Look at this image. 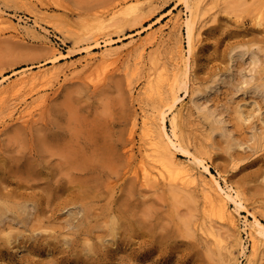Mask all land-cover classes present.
I'll list each match as a JSON object with an SVG mask.
<instances>
[{"label":"rangeland","instance_id":"obj_1","mask_svg":"<svg viewBox=\"0 0 264 264\" xmlns=\"http://www.w3.org/2000/svg\"><path fill=\"white\" fill-rule=\"evenodd\" d=\"M263 3L203 0L189 63L182 0H0L19 28H0V264H246L247 227L264 224ZM178 42L202 113L186 102L175 135L166 118L172 151L196 155L233 198L235 230L207 216L196 188L144 186L135 173L139 122L166 110L164 80L176 76L184 100ZM90 51L106 56L96 87L83 78ZM148 74L164 101L142 92Z\"/></svg>","mask_w":264,"mask_h":264},{"label":"bare ground","instance_id":"obj_2","mask_svg":"<svg viewBox=\"0 0 264 264\" xmlns=\"http://www.w3.org/2000/svg\"><path fill=\"white\" fill-rule=\"evenodd\" d=\"M202 2H203V0H182L183 6L185 7V10L187 13V19H186L187 31H186L185 39H186V43H187V51H188L187 59H188L189 63L191 61V56L193 55V54L191 55V53L193 51V48H195L194 47L195 42H197L196 40L199 39L198 37L200 35V27H202V26H200L202 24V22H200L201 24L199 25V20L201 19V18H199V16H200V12L202 10L200 7H201ZM203 9H205V8H203ZM263 12H262V14H263ZM10 20L11 19L5 18L3 16V10L0 9V28L1 29L2 28L4 29V27H5V29L11 28L12 30L17 31L18 26L15 27V26H9L8 25V24H11ZM261 22H263V21H261ZM172 24H174L173 27L176 28V31L179 33L180 32L179 25L181 24V22H179V18L175 19V21L172 22ZM263 24H264V22H263ZM175 25H176V27H175ZM2 26H4V27H2ZM11 29H10V31H11ZM153 33H155V32H153ZM135 43H136V41H135ZM177 49L179 50L178 52L180 55L179 60H178V66L182 67V69H180L179 75H180V78H182L181 79L182 82L186 85V89L184 90V94H183L184 96L182 97V98H184L185 101L183 99H181L180 102L178 101L181 98L178 95L179 88L181 87V86H178L180 84V82L178 81V84H176L178 86V88L176 86L173 87L174 82L177 81V77L173 76V78L170 80L169 79L164 80V83L167 82L168 85L170 86V89H168L169 94H167V96L165 98L167 100L166 110L162 109L165 106V105H163L160 108L158 107V109L152 111L151 113L146 112V113L142 114L140 122H139L140 123V129H141L140 134H141V137L143 138L144 142L142 141L143 145H142V147L139 148V155L140 156L138 157L139 158L138 160L136 159L137 163H136L135 173L138 175L139 179L141 180L142 184H144V186L148 185L149 187H151V186H157L159 184H167V185L172 184V185H174V187L175 186L178 187L179 190L180 189H187L190 187L196 188L198 190L204 204H205L204 207L206 208L207 216L212 217L214 219V222L216 220L219 223L227 226L228 229L231 228V229L235 230L237 227V221H238L235 213H238L239 206L236 205L233 198L229 197V195L223 190V186L221 185V183L218 180L213 181L211 178H209V176L207 174L208 167L206 165L203 166L204 168L202 170L200 169V167H201L200 165H201L202 161H200V159L196 155L191 156L192 159L190 161L187 160L188 162H185V161L181 162L175 158L176 157V156H174L175 153L172 151L173 144L169 138L170 132L168 133L167 129H166V125H167L166 124V118H169V123H170V129L169 130L171 131V133L173 135H175V133L177 132V119H179V117L182 114V111L184 110V108H186L185 107L186 102L190 104L192 111L194 110L193 113L194 112H196V114L202 113V107H200V105L198 104V100L201 96V92L193 90L190 82L187 83L186 81H183L184 77H187V76L189 77L190 74L188 75V73H186V71L184 70L185 68H183V62H182L183 59H182V55H181L182 50H181V43L180 42H178ZM89 55L90 56L87 60L88 66L85 70L83 78H84V80L89 82V84L96 87V85L100 84L102 81V75H101L102 73L100 72V70H103L104 65H102V64H103V62L106 61V56H105V54H103L100 56V59L95 61L96 56L92 55V52L89 53ZM254 64H256L254 57L250 56L249 65H251V66L249 67V71H252V69L254 68L253 67ZM71 65H73V64H71ZM175 66H177V65H175V62H174V67ZM177 70H179V68H177ZM189 71H191V70H189ZM61 72L63 75H65L64 70H62ZM71 72L74 73V70L70 71V73ZM172 72H174V71H172ZM176 74L177 73H175V75ZM19 75H21V76H19ZM19 75L17 76V78L18 77L19 78L16 79L17 81H15L16 83H14V86H13V88L16 87V90H17V88L20 87L21 82L27 76L25 74H23V75L19 74ZM146 77H147V79H145L146 80V86H145V89L143 88L144 90L142 91L145 93L144 95H146L148 98H150L154 93H157V96H158L157 98H159L158 101H161V102L164 101L163 93L165 94V92L162 93V91L160 89L163 80H161L160 78L159 79H153L150 77V74H148V76L146 75ZM170 77H172V76H170ZM188 77H187V80L191 79L190 77L189 78ZM34 78H35L34 75H30L29 79H34ZM157 78H158V76H157ZM9 83L12 84L11 82H9ZM10 84H9V86H11ZM2 87H3V89H1ZM7 87L5 88V86L2 85L0 88V90L4 92L3 95L5 94L4 97L6 96L5 92H8ZM11 89L12 88H10V90ZM162 90L165 91V88L162 87ZM1 94H0V99L2 98ZM8 96L9 95H7V97ZM44 97H45V95H44ZM5 99H4V101H5ZM1 101H2V99H1ZM44 101H46V100H43V102ZM34 102H36V101H34ZM1 104H3V103H1ZM38 104H39L38 106H40L43 103H38ZM158 106H159V104H158ZM187 109H188V107H187ZM28 114H29L28 112H25L22 109V110L18 111V115L16 117L22 118V117L27 116ZM237 115L240 116L239 110L237 111ZM139 117H140V115H139ZM135 119L136 118H134V120ZM135 121H134V123H135ZM131 131H132V128H131ZM133 131H134V129H133ZM176 187H175V189H178ZM183 192H187V191H183ZM229 201L236 206L237 210L234 211L233 209L230 208ZM255 219H256V221L250 222L249 226L247 227L249 247L246 248V246H243L241 243L239 246L241 248V250H239V251L243 255V257L246 261V264H251L252 261L256 259V257L258 256V254L261 251H262V256L264 255V224L259 220V218L255 217ZM214 225H216V224L214 223ZM221 226H223V225H221ZM229 231L231 232V230H229ZM206 232H208V231H206ZM210 233L212 234V236L216 237V232L214 234L213 230H210ZM224 233L225 232L223 231L221 234L225 235L226 233L225 234ZM211 234H210V236H211ZM219 234H220V232H219ZM227 235H230V234L228 233ZM217 237H219V236H217ZM215 241H216V239H215ZM225 248H226V245H225ZM230 248H228L229 249L228 251L230 253H232V249H230Z\"/></svg>","mask_w":264,"mask_h":264}]
</instances>
